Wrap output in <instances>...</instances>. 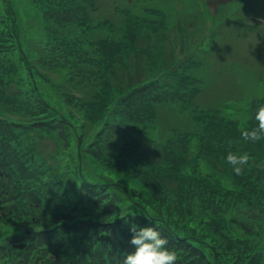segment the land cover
I'll return each instance as SVG.
<instances>
[{
	"label": "rangeland",
	"instance_id": "rangeland-1",
	"mask_svg": "<svg viewBox=\"0 0 264 264\" xmlns=\"http://www.w3.org/2000/svg\"><path fill=\"white\" fill-rule=\"evenodd\" d=\"M95 1V8L97 10L92 12L90 16L94 20H100L105 15L106 5L103 6L102 3H98L97 0ZM114 1L119 8L122 7L124 9L127 7L126 0ZM129 1L133 3L137 13L142 12L144 9L153 10V7H155L153 4H150L153 0ZM161 1L171 7H175L173 3L175 5L183 4L182 8L178 11L179 14L176 16L169 13L166 9L163 11L168 16L166 21L169 23L170 29L177 27L179 22H185V27L189 28L190 34L186 36L188 33L184 28L178 31L177 34L180 39L186 36L185 43L182 47L179 46L177 39L161 42L157 36L152 41L145 40V42H142L138 39L137 46L139 48L145 49L147 47L153 48L154 46H161L164 56L171 59L174 65H176L175 60L177 58H181L194 44H197L203 36L208 34V38L210 39L205 48L210 49L211 59L215 62L209 60L207 61V65H212V63L216 65V62H220L223 66L231 68L232 70L244 72H256L264 68V40L262 38L256 39V36L251 35L248 28L251 26L245 24L244 27L240 28L239 24L234 21L235 19L244 23V19L246 18H244L242 13L260 14L264 20V0L247 1L243 4L242 13L240 11L238 12L241 14V17H230L229 15V17L219 22H213L211 26H209L210 16L208 17L207 15L209 12L202 6L201 0ZM210 1L216 6V4L224 0H208V4ZM3 2L5 1L0 0V19L4 17L5 13L3 11ZM162 3L159 5L160 7H163ZM10 6L15 14V24L22 42L20 45L25 51L24 54H26L27 62L34 68L32 72L35 75L37 74L38 80L32 82L37 87L38 95H40L45 103L53 107L56 111L54 113H61L65 117L67 113H70L73 118L70 120L72 123L70 127H65V124L55 126V124H51V121L47 120L51 116H44L45 110H42L43 115L39 116V123L33 129L34 135L37 136L34 140L36 146L33 148L43 154L45 159L50 161L51 167L55 171L61 172L65 169L66 164H69L71 167L77 165V149L79 151L86 149L88 151L87 156H89V153L94 155V151L98 153L100 149L103 157L114 162V165L108 167V170H104L102 166L98 165L101 169L96 171L87 160H83L82 166L80 167L82 173L80 174L91 183L101 184V181L111 179L112 181H117L120 185L122 184V187L130 189L129 195L123 194L124 191L120 195L114 190L121 191V187L109 189L110 194H108V190L105 194H102V191H99L98 194L94 193V195L97 194L96 199H98V202L103 203V206L113 207V210L108 214L116 218L119 216L122 217V215L127 213H131L132 216L142 213L140 211L141 209H137V203L131 197L132 194L136 196L143 195L151 202H154L153 205L155 208L161 211L150 208L158 215L157 217H160L159 219L170 218L171 222H173L174 229L171 226V233L176 234L187 230V235H191L190 241L192 245L185 244L187 247L186 253L180 248L179 250L174 248L179 253L185 254L184 259L186 264H264L263 175L261 174L262 176H259L254 171L252 172L253 175H249V172L244 171L243 168L240 174L232 172L230 164L220 157L213 158L209 154H202L199 149L195 150L198 145L196 138L189 142V147L185 148V153L180 154L179 157L169 156L165 158L162 149L167 143L166 138L168 137L169 141L182 132L181 130L185 129V123L189 116L186 107H184L186 110H181L173 103L165 104L164 102L162 105L163 109H160V111L166 115L176 117L177 121L174 124H167L166 122L152 124L153 128H151V132H147L151 134V139H148L143 146L141 145L140 150L136 147L138 151L135 154H132L129 150L125 151V148L122 146L123 139L121 137H117L109 146L104 145L108 128L103 131V118L98 119V121L92 124L90 128L92 135L90 133L88 134L91 138L87 139L84 137V140H81V137L78 135L82 133L81 130L83 128L81 126L85 123L84 118L77 110L76 115L80 117V119H77L68 105L63 104L64 97L67 94L65 91L67 88L65 86L69 78V75L66 74L70 72V65L73 61L54 58L52 56V50L60 48L48 41L46 45L41 44L40 47V43L45 39L46 30L50 26L43 23L41 10L37 6L36 0H11ZM236 7L240 9V4L237 3ZM196 8L199 10L197 13ZM214 9L215 7L210 8L212 11ZM156 10L159 11V14L156 12L157 15L153 16L152 20H162L160 17L162 16V9L159 10L158 8ZM147 18L150 17L147 16ZM93 22L95 23V21ZM179 26L184 27L183 25ZM260 29L261 32L259 35H263L264 25ZM192 30L195 34L191 33ZM170 32L172 31H165L164 34L166 35V33L168 34ZM61 34L63 35V31ZM210 43L212 45L211 48ZM95 49V46L90 45L86 54L90 55L94 53ZM46 50H48V54ZM11 52L14 56L12 61L17 69L16 71H19L20 68L17 67L16 63L18 58L16 52L14 50ZM31 52L40 54L44 58V61L42 60V63L39 62L37 56L35 55L33 57V53ZM153 53L154 50L151 49V54ZM173 55L175 56L173 57ZM141 56L143 60L147 59L142 53ZM141 56L135 53L127 58L129 63L126 64V69L123 67L125 66L124 64L121 66V70L116 69V73L121 75L118 83L115 85L117 89L125 88L131 82H134L130 80L137 79L136 81H139L145 78L144 62ZM125 61L123 62L125 63ZM194 61L195 63L201 64L203 59L195 58ZM79 64L77 63L76 65L79 66ZM79 67L83 71L73 69L79 73V81L86 80L89 88H94V90L96 87L101 86L103 82L101 83L98 78L102 75H99L98 71L96 72L94 69L89 70V67L84 65H80ZM23 69L25 71V68ZM23 69L21 70V77L25 75L27 77L29 73H25ZM202 82L201 94L197 97L199 104H215L217 96L220 93L231 98H236L239 104H243V106L247 104L253 110L258 104L264 103V90L261 91L262 95L254 93L253 91L257 90L253 82L249 78L241 76L238 72L237 75L232 74V76L223 71L217 72L214 77H210V74H207ZM26 83L28 85L27 81ZM9 92L13 93L12 90L0 92V98L4 96L9 97L7 95ZM29 94L30 99L28 98V93H23L16 98V102L22 108L19 118L24 123L36 120V118H33L36 99L32 93ZM231 100L235 101V99ZM249 103H252L251 106ZM243 106L236 105V107ZM49 109L51 108L46 110ZM38 111H36V115H41V111ZM171 133L174 134L171 135ZM82 135L84 136V134ZM60 138L63 144L60 142ZM159 142H163L164 144ZM113 143H117L116 147L113 146ZM222 156L225 158V155ZM90 159L93 160L92 158ZM66 170L69 172L70 184L73 186L71 188V199L78 201L77 187H74L73 178L70 174L72 169ZM162 171L163 175L159 178L158 185L156 184L157 188L154 186L151 187L148 184L149 180L152 182L151 175L153 173H161ZM140 172H148V174H140ZM122 181L128 186H124ZM184 181H189L193 184L189 186V183H185L186 186L183 185L184 188H181V183ZM239 186L243 188H239ZM160 187L167 188V192L164 193L167 197L165 196L160 203L162 204V209L156 200V195L159 196L160 194ZM189 187H192V190L186 193V197L183 196L179 199L184 189ZM104 195H108V197L105 198ZM187 196L191 197L188 205L192 209L189 214L184 212L182 214H186V216L180 217L179 211L182 205L186 209L185 203H187ZM109 198L113 200L112 203L109 202ZM125 199L130 200L125 201ZM173 200L185 201H183V204L181 202L176 204L178 207H174L170 204ZM79 201H81V204L79 203V208L77 209L78 214L80 212L81 217H85V220H91L94 217L93 220L97 221L99 218H96L98 216L95 213H99L100 210L93 209L91 205L88 206L85 204V201H87L86 198H82ZM130 201L135 204L132 205ZM187 218L190 219V224L186 223ZM95 223L101 226H111L108 222V224ZM106 230L109 231L108 227ZM103 251H107V248L103 249Z\"/></svg>",
	"mask_w": 264,
	"mask_h": 264
},
{
	"label": "trees",
	"instance_id": "trees-1",
	"mask_svg": "<svg viewBox=\"0 0 264 264\" xmlns=\"http://www.w3.org/2000/svg\"><path fill=\"white\" fill-rule=\"evenodd\" d=\"M4 1L3 11L5 13L4 17L0 19V40H3L4 42H2L4 45L0 46V92L12 90L13 93L9 92V94L7 93L9 97L4 96L0 98L1 104L5 105L2 109L22 111V108L19 107L18 104H15L17 103L16 98L23 93H28V98L30 99L29 93H32L36 99L34 114H36L37 110L41 111V113H43L42 110H45V113L48 116H51L50 119H47L48 121H51V124H55V126H58V124L59 126L65 124V127H70L72 125L70 120L73 119L70 113H67L66 117L61 113H54L56 111L53 107L45 103L40 95H38L37 87L34 82H32H36L38 79L35 77L34 73H32L33 75L30 74L28 66L29 62L28 64L25 63L20 44L18 43L14 13L9 2H7V0ZM45 1L53 6L52 11H44L38 4L37 6L41 10L43 23L47 25V23H60V17L63 12L68 9V6L65 4H67L68 1L73 0ZM37 3H39V0H37ZM81 32L83 31H75V34ZM133 36L132 32L126 33V39L128 40ZM44 38L45 39L40 43V47L41 44L46 45L48 41L60 48L52 50V56L54 58L70 61L71 56L76 54L75 59L70 65V72L68 74L65 73L66 75H69V83L67 82L65 86L67 88L65 89L67 94L64 97L63 104L74 105L83 116L85 123L81 126L83 128V130H81L82 133L78 135L81 137V140H84V137L87 139L91 138L88 134L90 133L92 135L90 131L92 124L103 117L104 123L102 129L105 131L108 128L104 145L109 146L117 137H121L123 139L122 146L125 148V151L129 150V152L135 154L138 149L140 150L141 145L143 146L146 141V134L142 129H139L138 126L140 123L144 122L147 124V116L154 114V109L156 110V113L160 109L161 102L164 100L167 102L168 99H172L170 97H165V84H162L163 81H157L152 84L142 81V83H140V85H142L141 88H134L137 85H133V87H129L128 91H124L121 88L117 89L115 85L118 83V79L121 75H118L114 70L108 69L111 67V59H114L118 51L121 50L120 43L101 40L98 42L96 41L95 43L98 45L97 51L100 53V59L95 60L87 58L88 54L85 53L91 45L88 38L80 40L76 37L75 40H71V43L68 44L71 46L72 50L63 53L62 55H56L64 45L62 42L54 38L50 33L45 34ZM12 50L16 52V56L18 57L16 63L17 67L20 68L19 71H16L15 64L12 61L14 57L11 52ZM46 52L48 54V50H46ZM78 52H80V55L85 58L81 59L78 57ZM31 53H33V57H35V55L37 56L39 62L42 60L44 61V58L37 52ZM77 63H80L79 66L83 64L84 66H87L85 64H90V66H88L89 70L94 69L96 72H99V75H102L98 78L101 83L103 82L100 88L97 89L96 87L94 90V88H89L86 80H78L79 73L73 69L77 71L83 70L76 65ZM23 68H25V71ZM22 69L25 73H29V75L27 74V77L26 75L21 77ZM152 73L153 70L148 69L144 74L152 75ZM171 77L175 81L177 88H181L182 84H185V79H183L181 75L173 74ZM26 81L28 82V85ZM69 90H72L70 96ZM107 91L108 93H105ZM162 92H164V96H161ZM115 93L117 94L116 98L120 97L122 98V101H119L117 105L113 107V97L111 100H108L107 97L108 94L115 95ZM175 98H173V100ZM118 100L121 99L118 98L117 101ZM156 106H158V109H156ZM48 108H51L52 110H46ZM76 112L77 111H75V113ZM53 116H55L54 119H52ZM210 120L217 121V123H211L214 124L213 126L207 125L209 129L204 127L202 131L199 130L200 134H204L203 137H200L203 140L200 147L202 154L208 153L209 155H213V158L220 157L223 159L224 157L222 155H224V151H227V149L233 152L247 151L250 160L246 166L252 168L253 171H256V163L259 165L264 159V154L261 153L263 151L264 140L245 139L241 136L242 130L255 126L256 121L253 119V116L245 128H240L234 121L225 119H223L225 121H222L219 117L213 116ZM196 121L200 124L201 117L196 118ZM26 123L22 120L15 121L14 125H11L10 122H0V219L2 223H6L10 222L14 216L22 225L21 228L24 231L21 233V237L12 236L4 238L5 234L0 233V260L9 261V263L15 264L14 261L16 258L22 254L27 262L33 261L35 264H39L40 261L47 258V254H51L52 256H55L54 264H121L122 256L120 252L100 251L105 248V245L104 238H100L99 236L108 227L110 236H113V246H115L116 242V244L122 246L121 249L123 248V251L127 248L132 250V246L128 241L126 242L128 237H131L132 235L129 231L130 224L136 223L138 226H143L147 223H151V221L146 218H150V220L156 222L155 226L158 227L161 230V233L168 239V247L170 246L172 249L176 248L177 250L180 248L185 252L187 251L185 244L192 245V242L190 241L191 235H187L188 231L183 230L176 234L171 233V226L174 229L173 222H171L170 218H166L167 220L159 219L160 217H157L158 215L151 210H158L153 205L154 202H151L143 195L136 196L132 194L131 197L135 203H137V209H141L140 211L142 213L135 216H132L131 213H127L122 215V217L119 216L116 218L111 216V214H108L113 210V207H107L106 205L103 206V203L98 202V199H96L98 192L102 191V194H105L108 190V194H110L109 189H114L113 187H121V191L114 190L120 195L123 193L122 191H124L123 194L129 195L130 189L122 187V184L120 185L117 181H112L111 179L106 181L103 180L100 182L101 184L91 183L80 174L82 173L80 167L82 166V161L87 160L96 171L101 169L98 165L102 166L104 170H108L107 168L114 165V162L105 159L100 153V149L98 153L94 151V155L89 153V156H87L88 151H86V149H83L82 151L77 149V165L71 167L69 164H66L63 171L57 172L51 167L50 161L45 159L43 154L33 148L36 146L34 140L37 137L34 135L33 129L39 122L36 121L29 127H23L25 125L22 124ZM22 132L24 133L22 134ZM82 134H84V136ZM206 138L211 141H207ZM60 142L63 144L61 138ZM113 144V146L116 147L117 143ZM80 147L82 146L80 145ZM114 147L112 148L114 149ZM136 147H138V149H136ZM162 150L165 158L172 156L170 147L167 146ZM66 169H72L70 174L73 178L74 187H77L78 201L82 198H86L87 201H85V204L88 206L91 205L93 209L96 208V210H100L99 213H95L98 216L96 218H99L97 221H94V217H92L93 219L91 220L83 219L82 221L70 222L64 217H61L62 215H59L58 201L61 198L68 199L69 197L66 192L71 195V188L73 187L70 184L69 172ZM73 171L74 173H72ZM147 174L148 172L145 175ZM162 175L163 171L158 174L153 173L151 175L152 182L149 180L148 184L151 187H156V184L158 185V182L160 181L159 178ZM185 183H189V186H192L193 184L192 182L184 181L181 183V188H184L183 185L186 186ZM123 184L124 186H128L124 182ZM191 190L192 187L185 188L179 199L183 196L186 197V193ZM166 192L167 188L160 187V194L159 196L156 195V200L161 209L162 204L160 203L165 198L166 194L164 193ZM94 193L97 194L94 195ZM107 197L108 195L105 196V198ZM108 200L110 203L113 202L110 198ZM127 200L129 201L130 199H125V201ZM190 200L191 197L187 196V203H185L186 209H184L182 205L181 210L179 211L180 217L186 216V214H189L191 211L192 208L190 209L188 205V201ZM78 201L74 203L79 206L81 201H79V203ZM183 201L185 200H173L170 204L174 207H178L176 204L180 202L183 204ZM131 203L132 205L135 204L133 202ZM32 206H39L49 213L58 214L59 216L55 215L58 217V220L55 221L56 226L52 230H34L32 233H29L31 230L28 228H31L32 225L38 222L35 211L31 208ZM184 212H186V214H182ZM95 222H98L99 224H106L108 222L111 226H101L97 225ZM190 222V219L187 218L186 223L190 224ZM12 226H14V223H12ZM63 228H73L74 230L64 231ZM28 233L29 236H26ZM32 237L36 240L38 245L44 244L46 247L41 253L38 252L34 254L37 258H34L33 260H28V256H32L29 252L17 253L13 249H4L7 248L10 243H16L22 238L31 240ZM56 249L59 251L58 253L55 251ZM75 259H77L76 262ZM175 264H184V260L178 258V261H176Z\"/></svg>",
	"mask_w": 264,
	"mask_h": 264
},
{
	"label": "clouds",
	"instance_id": "clouds-1",
	"mask_svg": "<svg viewBox=\"0 0 264 264\" xmlns=\"http://www.w3.org/2000/svg\"><path fill=\"white\" fill-rule=\"evenodd\" d=\"M253 119L256 121L254 127L245 128L241 136L245 139L264 140V103L258 104ZM225 160L231 165L232 172L240 174L242 168L250 160L249 153L228 151ZM151 221L143 226L131 223L129 231L132 233L128 243L132 250L123 257V264H175L177 253L168 247V239Z\"/></svg>",
	"mask_w": 264,
	"mask_h": 264
}]
</instances>
